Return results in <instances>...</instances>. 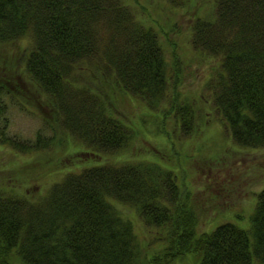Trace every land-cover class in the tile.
Returning a JSON list of instances; mask_svg holds the SVG:
<instances>
[{"label":"trees","instance_id":"obj_1","mask_svg":"<svg viewBox=\"0 0 264 264\" xmlns=\"http://www.w3.org/2000/svg\"><path fill=\"white\" fill-rule=\"evenodd\" d=\"M167 1L176 8L185 2ZM212 12L189 25L192 47L218 61L205 88L232 141L263 147L264 0H213ZM25 35L32 46L21 74L41 91L36 101L52 111L60 142L74 145L65 151L76 152L37 199L0 189V264H172L186 252L196 255L194 264H264V187L245 227L223 219L194 245L200 201L189 192L182 198L172 156L96 160L128 148L134 132L111 114L102 91L80 82L83 72L109 94L137 98L150 110L168 100L164 117L173 114L183 134L194 127L192 104L170 102L172 76L156 30L122 0H0V45ZM5 106L0 101V145L28 154L53 149L56 127L48 120L33 139L8 134ZM121 206L145 229L162 233L171 251L164 263L163 255L148 257Z\"/></svg>","mask_w":264,"mask_h":264},{"label":"rangeland","instance_id":"obj_2","mask_svg":"<svg viewBox=\"0 0 264 264\" xmlns=\"http://www.w3.org/2000/svg\"><path fill=\"white\" fill-rule=\"evenodd\" d=\"M122 1L144 25L157 31L168 62L167 69L172 76L174 90H169L170 102L181 104L188 101L192 104L194 127L190 134H183L175 124L173 114L164 117L161 111L170 108L168 100L159 110H150L137 98L120 93L109 94L107 85L83 72L80 82L95 86L100 93L102 91L111 114L134 132L128 148L112 154L96 155L97 162L142 161L154 160L162 155L172 156V167L180 184L182 198L189 192L192 198L196 196L200 201L196 208L200 214L192 240L194 245L202 234L223 219L245 227L256 202V194L264 187V146L245 148L235 144L223 118L212 106L210 92L205 88L208 76L218 66V61L192 47L189 25L195 17L213 15V0H185L179 8L167 0ZM31 46L29 35L0 45V76L5 78L2 81L5 92L0 94V101L7 105V132L13 137L33 139L37 130L48 120L56 127L57 135L50 152L28 154L0 145V189H17L25 196L37 199L59 178L64 170L59 166H65L63 163L76 150L65 151L68 146L74 145L70 139L60 142L58 137H61L63 130L55 124L57 122L52 111L36 101L37 98L41 99V95H38L41 91L36 90L21 74V60ZM173 93H176L175 99L172 98ZM50 132L46 130V134H54ZM202 204L207 206L205 211L199 210ZM120 209L124 215L131 217L133 223L135 221L148 257L158 261L163 255L159 262L164 263L166 252L171 251L161 241L162 233L145 229L127 208L121 206ZM183 256H178V260L172 264L195 263L196 255L193 257L192 253L186 252Z\"/></svg>","mask_w":264,"mask_h":264}]
</instances>
